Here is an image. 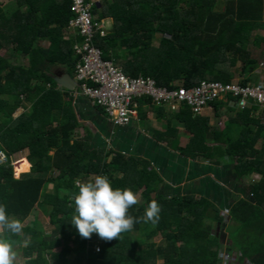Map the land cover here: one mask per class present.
I'll use <instances>...</instances> for the list:
<instances>
[{"label":"trees","instance_id":"obj_1","mask_svg":"<svg viewBox=\"0 0 264 264\" xmlns=\"http://www.w3.org/2000/svg\"><path fill=\"white\" fill-rule=\"evenodd\" d=\"M70 4L12 0L0 7V50L12 46L26 60L13 64L0 57V150L7 159L0 165V205L9 221L21 223L32 216L19 232L0 224L3 239L23 245L15 252L23 264H221L220 236L205 222L221 225L224 219L211 201L157 194L163 181L148 162L91 149L88 135L75 138L80 123L71 93L58 90L51 77L52 68L74 77L79 60L72 46L81 38L67 31ZM91 13L111 21L107 33L94 38L102 59L113 61L131 78H151L168 89L192 88L202 81L245 86L258 76L264 83V69L255 75L264 61V0H99ZM236 62L241 66L234 73ZM137 102L139 114L143 106H152L146 98ZM211 105L215 114L227 107L223 101ZM19 108L22 112L13 117ZM169 112L190 137L184 148L174 144L180 154L201 156L213 166L228 164L238 182L259 175L246 186V198L232 204L228 216L234 225L227 230L229 248L239 253V261L264 264V109H237L221 131L208 129L206 120L192 115L185 103ZM166 132L175 134L169 125ZM260 139L262 148L256 149ZM207 141L224 148L207 147ZM19 158L28 162L19 161L15 178L11 163ZM97 175L106 176L114 188H130L135 195L143 191L142 202L128 209L132 228L106 239L94 252L88 248L98 235L81 237L70 221L75 182ZM152 200L160 207L155 223L144 217ZM42 216L48 219V231L39 223Z\"/></svg>","mask_w":264,"mask_h":264},{"label":"crops","instance_id":"obj_2","mask_svg":"<svg viewBox=\"0 0 264 264\" xmlns=\"http://www.w3.org/2000/svg\"><path fill=\"white\" fill-rule=\"evenodd\" d=\"M101 20L105 22L107 19ZM71 99L74 114L80 123L75 138H84L88 135L91 149L106 148L148 162L163 181L158 187L157 194L166 197L183 195L205 197L220 210L219 214L223 215L224 222L225 219L228 220L225 231L229 226L234 225L230 223L228 216L233 202L228 203V201L230 198L234 201L246 195L245 188L250 182L249 178L243 177L238 182L228 164L213 166L201 156L192 159L190 156L180 154L178 149H173L175 143L178 144V148H184L190 137L185 132L184 126L170 115L171 110L163 107L162 111L155 106L146 105L142 107L141 114L137 110L136 120L125 126L113 127L100 112L96 111L87 98L76 94L71 96ZM231 110L233 112H230ZM235 112L236 109L232 105L221 109L217 114L212 108H205L200 117L206 120L208 129L221 131ZM223 115L225 119L222 122ZM168 125L171 130H175V134L166 132ZM208 135L211 139L210 133ZM106 139H109V143H106ZM205 146L224 148L223 144L210 141H207ZM225 166L229 168L228 171L225 170ZM142 191L143 189L136 196L141 198ZM224 211L226 217L222 214ZM205 224L217 228L216 234L220 236L219 229L224 226L223 224L217 225L211 221H206ZM226 236L223 238L220 236L221 246L222 242L228 240L227 233Z\"/></svg>","mask_w":264,"mask_h":264},{"label":"built area","instance_id":"obj_3","mask_svg":"<svg viewBox=\"0 0 264 264\" xmlns=\"http://www.w3.org/2000/svg\"><path fill=\"white\" fill-rule=\"evenodd\" d=\"M70 1L73 16L68 22L67 31L71 36L81 38L79 43L75 42L72 46L75 56L79 57L74 80L80 94L101 108L113 127L125 126L137 119V100L140 98L149 99L154 106L167 107L171 111H176L185 103L194 116L201 115L214 101H223L241 110L250 105L264 109L262 81L245 86L202 81L192 88L180 86L168 89L156 86L151 78L125 75L113 61L102 59L101 51L94 45L95 36L103 37L107 32L105 22L91 13V7L97 0L88 3L84 0ZM105 141L109 143V139ZM6 162V156L0 150V165ZM219 257L221 259V254Z\"/></svg>","mask_w":264,"mask_h":264},{"label":"clouds","instance_id":"obj_4","mask_svg":"<svg viewBox=\"0 0 264 264\" xmlns=\"http://www.w3.org/2000/svg\"><path fill=\"white\" fill-rule=\"evenodd\" d=\"M59 71L61 73L64 70L60 68H52L51 77L53 78L54 73ZM71 79L75 82L74 90L67 91L56 84L57 89L70 92L71 96L80 94V90L77 88V83L74 80V77H71ZM91 105L96 106L93 104ZM152 106L154 105L152 104ZM227 106H229V104H227ZM208 108H212V105L210 104ZM21 159L25 158L15 160L14 162L17 163L15 166L12 165L14 175L16 165ZM17 176H19V174ZM75 183L78 192L73 196L75 214L72 216L70 223L75 226L81 237L88 238L91 234L95 233L100 238L110 240L114 237L117 238L120 233L132 228L134 218L128 214V209L137 202V198L130 188H114L109 179L104 175H97L93 179L84 182L78 180ZM159 211L160 207L158 203L155 200L149 201L144 212V217L147 221L155 223L159 219ZM0 224H3L6 229L11 230L12 232H19L21 230V224L19 221L8 220L3 205H0ZM14 258L15 252L12 250L10 243L6 239H0V264H13Z\"/></svg>","mask_w":264,"mask_h":264},{"label":"rangeland","instance_id":"obj_5","mask_svg":"<svg viewBox=\"0 0 264 264\" xmlns=\"http://www.w3.org/2000/svg\"><path fill=\"white\" fill-rule=\"evenodd\" d=\"M99 0H97V2H98ZM12 2V0H0V7H3L4 9L6 8V7H8V4H10ZM110 26H111V21L109 20V19H107V20H105V27H108V28H110ZM108 28H107V31H108ZM261 34L262 35H264V32H261ZM152 44H153V46H157V42L156 41H153L152 42ZM43 45V47H46V43H43L42 44ZM12 46H9L7 49H1L0 50V57H9L10 59H11V62L13 63V64H26V60H24L22 57H20V56H18V55H15L14 54V52H12L11 50H12ZM9 51H11V52H9ZM252 54L255 56L256 55V52L254 53V52H252ZM240 62H236L234 65H233V67L231 68V71L232 72H234V73H236L239 69H240ZM258 70L256 71V73H255V75L256 76H258L257 74L259 73V70H262V69H264V61H262V60H260L259 61V64H258ZM262 79L260 78V76H258L257 78L255 77L254 79H252L251 80V84H256L257 82H259V81H261ZM236 81V80H235ZM233 108H234V106H233ZM22 112V109H19V110H17L15 113H14V115H13V117H17L20 113ZM230 112H233L232 110L230 111ZM101 114H102V116H104L105 118H106V116L101 112ZM225 117V115H223V117H222V122L224 121V118ZM219 121H221V120H219ZM220 125V124H219ZM219 126H216V128H218ZM182 130V129H181ZM255 148L256 149H261L262 148V139H260V140H258L257 142H256V145H255ZM263 154H264V152H263ZM263 160H264V155H263ZM228 167H226L225 166V170L226 171H228ZM224 170V171H225ZM15 171V175H14V177L16 178V170H14ZM29 171V170H28ZM27 171V172H28ZM95 176H92V177H90V179H93ZM247 178H249L248 179V181H250V182H256L258 179H259V175L258 176H256L255 174H252V175H250V176H248ZM243 183L245 182V181H242ZM249 182V183H250ZM51 188V186H49L48 187V189H50ZM246 196L247 195H243V197H245L246 198ZM136 198H137V204L139 203H141V201H142V199L140 198V197H138V196H136ZM233 199V198H232ZM231 198L229 199V201H228V203H231V202H235V200L233 201ZM232 203V204H233ZM226 213V211H224L222 214H225ZM223 216V215H222ZM227 216V214H225L224 215V217H226ZM11 220H13V218H10V221ZM226 220V222H224L223 223V225L224 226H222L221 227V229H219V233H220V236L223 238V237H227L226 236V233L228 234V236H229V232H228V230H226L225 231V229H226V223H227V219H225ZM32 221V216H29V217H27L23 222H21L20 224H21V227H24V226H26L29 222H31ZM39 223L41 224V226L44 228V230H47L48 231V219L46 218V217H44V216H42V217H40L39 218ZM205 225V224H204ZM215 232V234L217 233V228H213V233ZM0 239H3V231H2V228L0 227ZM106 239H104V238H100L99 236H98V238H97V241H94V242H92L90 245H89V248H88V250L89 251H94V252H97L98 251V249L101 247V244L105 241ZM160 240V237L159 236H157L156 238H154V241L155 242H158ZM241 241V240H240ZM222 246H221V248H220V254H221V260H223L222 261V264H248V262L247 261H239L238 259H239V253L236 251V250H234V249H232V248H228L229 247V245H230V243H229V241L227 240H225V242H222ZM10 245H11V247H12V250L14 251V252H17V251H19V249L21 248V246H23V245H21V244H18V243H13V242H10ZM98 248V249H97ZM19 253H20V251H19ZM18 256H19V254H16V256H15V258H14V261H13V264H23V260L22 259H20V258H18Z\"/></svg>","mask_w":264,"mask_h":264},{"label":"water","instance_id":"obj_6","mask_svg":"<svg viewBox=\"0 0 264 264\" xmlns=\"http://www.w3.org/2000/svg\"><path fill=\"white\" fill-rule=\"evenodd\" d=\"M56 84H58L60 87L64 88L67 91H72L75 88V82L71 79V77L65 73L64 71H62L60 73H54L53 76Z\"/></svg>","mask_w":264,"mask_h":264}]
</instances>
